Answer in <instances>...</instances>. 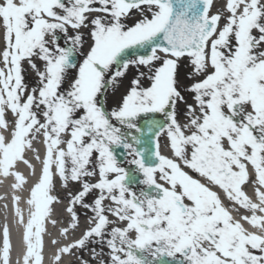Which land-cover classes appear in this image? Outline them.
I'll return each instance as SVG.
<instances>
[{
  "label": "snow or ice",
  "instance_id": "obj_1",
  "mask_svg": "<svg viewBox=\"0 0 264 264\" xmlns=\"http://www.w3.org/2000/svg\"><path fill=\"white\" fill-rule=\"evenodd\" d=\"M213 6L0 0V127L14 117L0 174L19 188L10 170L29 137L43 130L46 144L24 264H42L56 177L62 231L79 226L77 207L91 213L56 261L78 249L79 264H264V0ZM214 187L251 215L235 219ZM10 248L5 226L2 264Z\"/></svg>",
  "mask_w": 264,
  "mask_h": 264
},
{
  "label": "bare ground",
  "instance_id": "obj_2",
  "mask_svg": "<svg viewBox=\"0 0 264 264\" xmlns=\"http://www.w3.org/2000/svg\"><path fill=\"white\" fill-rule=\"evenodd\" d=\"M215 2V1H214ZM223 0H219L221 6ZM26 82L31 83L28 79ZM5 119L8 121L7 127H0V135H3L5 142L10 141L14 130V117L10 111H6ZM31 146H25L23 151V159L18 160L11 172H18L24 177V181L19 188L14 187L17 183L14 175L4 176L0 174V264H2V249L4 239V228L7 226L10 239V253L8 264H24V254L26 252V243L23 240L25 226L30 217L31 206L27 203L30 199V190L38 182L42 175V161L46 155V144L44 141L43 130L35 135V138L29 137ZM163 145V140L161 141ZM162 154L171 155L166 147H162ZM27 161V162H25ZM196 178H200L198 175ZM203 182V181H202ZM256 185L246 183L242 186V190L251 199L256 201L255 196ZM213 190L217 191L226 207L232 213L235 219H241L242 216H250L251 212L245 210L241 206L230 202L218 187ZM264 190V189H262ZM59 198V202L54 201L51 205L52 212L44 221L45 231L42 233L43 248H42V264H79V258L75 254H64L60 261L55 260V255L60 247L72 243L78 239L82 231L87 226V220L79 222L76 229L69 228L65 234L62 230L69 227V214L65 211L67 203L62 202L66 198L65 192L62 190L53 189L50 193ZM19 197L17 200L16 198ZM17 208L20 209L23 215V223H19L20 218L17 215ZM235 209V210H234ZM257 215H260L258 212ZM19 217V218H18ZM63 218V219H61ZM55 221V223H53ZM63 221H65L64 224ZM241 223L249 231H258L248 222L241 220ZM22 258V259H19Z\"/></svg>",
  "mask_w": 264,
  "mask_h": 264
},
{
  "label": "rangeland",
  "instance_id": "obj_3",
  "mask_svg": "<svg viewBox=\"0 0 264 264\" xmlns=\"http://www.w3.org/2000/svg\"><path fill=\"white\" fill-rule=\"evenodd\" d=\"M214 1H215V2H214V6H213V8H212V12H215V11H216V8H217V7H220V6L218 5V4H219V0H214ZM55 189H57V190H62V191L65 192V195H67L68 189H64V188L61 187V184H60V181H59V178H58V177L55 178ZM88 199L90 200L91 197H89ZM62 202L68 204V198H67V196H66L65 199L62 200ZM76 210H77L78 213H80V219H79V222L82 221V220H87L88 217L91 215L90 212L85 213V210H83V209H81V208H79V207H77ZM61 219H63V218H61ZM64 222H65V221H63V223H64ZM64 224H66V223H64ZM75 254H76V256L79 258L80 255H81L80 250L76 249V250H75ZM83 256H84L85 258L88 257V252H87V250H85V251L83 252ZM21 259H22V258H21ZM93 264H95V262H93Z\"/></svg>",
  "mask_w": 264,
  "mask_h": 264
}]
</instances>
